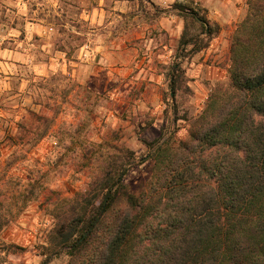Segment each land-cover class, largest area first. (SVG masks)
Instances as JSON below:
<instances>
[{
  "label": "rangeland",
  "instance_id": "1",
  "mask_svg": "<svg viewBox=\"0 0 264 264\" xmlns=\"http://www.w3.org/2000/svg\"><path fill=\"white\" fill-rule=\"evenodd\" d=\"M247 1L0 0V264H42L51 203L86 190L109 146L146 155L142 138L175 128L172 96L180 116L202 112L211 89L228 81L230 42ZM175 4L214 31L206 50L181 63L176 93L170 72L180 35L203 28L183 21ZM28 111L53 121L30 149L35 137L17 132ZM189 128L180 121L177 137L186 139ZM151 171V161L138 165L126 183L136 191ZM67 261L60 254L47 264Z\"/></svg>",
  "mask_w": 264,
  "mask_h": 264
},
{
  "label": "trees",
  "instance_id": "2",
  "mask_svg": "<svg viewBox=\"0 0 264 264\" xmlns=\"http://www.w3.org/2000/svg\"><path fill=\"white\" fill-rule=\"evenodd\" d=\"M247 3L231 38L227 83L211 89L197 116H180L172 96L175 128L142 138L146 155L108 145L88 188L51 203L54 226L42 264L60 254L66 264H264V0ZM173 10L203 28L193 36L185 28L179 38L170 72L176 93L181 63L206 50L214 31L195 10ZM180 121L190 125L186 139L177 137ZM52 122L28 111L18 138L33 135V148ZM147 161L151 176L134 191L128 175ZM4 225L0 216V231Z\"/></svg>",
  "mask_w": 264,
  "mask_h": 264
},
{
  "label": "water",
  "instance_id": "3",
  "mask_svg": "<svg viewBox=\"0 0 264 264\" xmlns=\"http://www.w3.org/2000/svg\"><path fill=\"white\" fill-rule=\"evenodd\" d=\"M88 233H89V232H88ZM88 233H87V234H88ZM87 234H86V235H87ZM86 235H85V236H86ZM85 236H84V237H85Z\"/></svg>",
  "mask_w": 264,
  "mask_h": 264
},
{
  "label": "crops",
  "instance_id": "4",
  "mask_svg": "<svg viewBox=\"0 0 264 264\" xmlns=\"http://www.w3.org/2000/svg\"><path fill=\"white\" fill-rule=\"evenodd\" d=\"M183 32V31H182ZM182 34V33H181ZM181 36V35H180Z\"/></svg>",
  "mask_w": 264,
  "mask_h": 264
}]
</instances>
